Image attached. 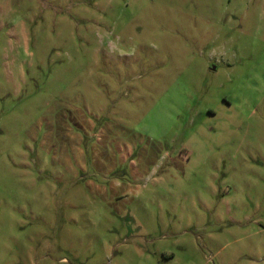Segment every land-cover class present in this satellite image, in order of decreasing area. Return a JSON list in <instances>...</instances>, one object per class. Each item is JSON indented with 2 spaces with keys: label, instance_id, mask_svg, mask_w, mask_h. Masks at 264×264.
<instances>
[{
  "label": "rangeland",
  "instance_id": "obj_1",
  "mask_svg": "<svg viewBox=\"0 0 264 264\" xmlns=\"http://www.w3.org/2000/svg\"><path fill=\"white\" fill-rule=\"evenodd\" d=\"M0 264H264V0H0Z\"/></svg>",
  "mask_w": 264,
  "mask_h": 264
}]
</instances>
